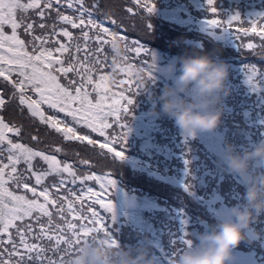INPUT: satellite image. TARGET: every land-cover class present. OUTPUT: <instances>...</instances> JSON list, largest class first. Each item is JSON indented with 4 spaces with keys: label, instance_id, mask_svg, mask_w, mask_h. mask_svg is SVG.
<instances>
[{
    "label": "trees",
    "instance_id": "16d2710c",
    "mask_svg": "<svg viewBox=\"0 0 264 264\" xmlns=\"http://www.w3.org/2000/svg\"><path fill=\"white\" fill-rule=\"evenodd\" d=\"M152 2L157 10L149 14L138 8L134 0H83V7L92 13V18L126 37L123 41L127 47L123 55H117L111 45H104L103 51H98L101 46L95 40L97 29H91L90 38L85 40L82 32L86 29L72 28L59 19L61 14L78 17L81 11L79 4L74 3L69 8L66 0H61L59 4L53 0L52 7L46 8L44 0H41L39 8L27 12L17 11V19L23 21V24L28 17L39 16L32 21L36 26L30 32L25 31L23 24L17 29L19 38L25 42L30 54L41 46L40 41L34 40V37H46L43 47L48 49L58 47L57 40L69 47L70 50L65 53L53 52V59H62L65 66H75V70L67 75L56 73L62 85L74 91L83 83L84 90L89 92L95 102L97 92L93 90V85H88L82 79L90 70L94 83H99L100 75L108 76L105 83L109 94L115 93L118 96L123 93L133 99L134 104L127 106L129 112L121 116V122L127 121L126 130H130L125 147L122 149L119 142L110 144L117 151L123 150L126 160L122 162L114 159L107 148L100 147L105 137L75 123L65 113L47 104L41 105L46 116L62 121L61 128L65 125L73 127L77 136H86L97 143L89 144L88 139L67 140L49 124L42 123L39 117L32 116L26 104L20 103L21 92L0 76V98L5 100L0 108V118L9 127L20 130L18 135L8 132L7 138L33 151L55 156L61 167L69 165L75 173V182L69 173L64 172L50 173L42 183L37 184L34 173L48 171V163L35 157L29 168V164L21 159L15 165V173H12L9 156L15 153L8 151L10 146L7 140L0 143V167L8 165L5 178L8 180L9 191L33 199L32 192L26 190L24 184L29 188L35 187L37 192L47 187L51 197L57 201L55 205L48 206L52 213L51 225L47 216L33 212L31 217L15 221V226L9 229L8 234L18 245L17 228L27 233L28 243H35L43 250L39 253V259L36 252L29 254L22 246L19 254L9 256L8 251L12 250L13 245L7 242L8 234L2 232L0 239L5 243L0 245V259L8 260L9 264H48L49 260L59 264L61 259L69 260L70 256L64 251L66 244L62 242L57 246L55 237L62 233L65 240H71L73 230L67 227V223H75L79 228L85 221L76 219L75 214L90 217V205L92 210L105 217L106 222L111 221L110 214L100 204L94 203L97 198H102L105 202L111 200L115 206V221L108 226L118 242V249H147L150 257L157 258L158 264H173L188 249L189 244H199L201 236L210 233L221 222L224 213L246 203L247 186L240 176L228 169L224 163V154L229 144L234 145L242 154L264 142V118L255 120L257 114L264 111V77L261 76L264 73V47L261 46L264 41L255 33L245 36L241 31L242 28L250 27L252 21L256 23L257 32L264 28V18H258L264 15V0H216L217 14L207 12L206 0ZM129 7L133 8L132 13L127 11ZM41 9L45 13L43 17L39 15ZM237 14L240 20L233 21L227 35H224L226 32L222 28L216 31L220 40L209 34L215 29L207 27L205 22L208 18L224 21ZM84 18L87 20V12ZM112 20L116 21L115 25L111 23ZM41 23L45 24L44 28L39 27ZM148 24L152 27L148 28ZM63 29L72 33L71 41L59 34ZM3 30L11 35L10 26L5 25ZM234 34L236 42L227 43ZM137 43L143 46L139 56L134 53ZM248 43H253L254 47L247 48ZM151 52L158 57L161 72L154 74V82L147 76L151 84L145 90L136 78V71L144 69L147 75L152 63ZM197 54L231 65L234 72H247L237 78V86L243 93L248 92V96L235 112L230 101L222 103L221 108L226 112L225 119L222 118L217 130L200 132L190 137L174 119L156 114L161 111L162 105L154 102L153 94L158 98L166 87L174 86L175 77L169 79L163 74L165 66L176 64V76H179L181 58ZM249 65H254L257 72H260L258 79L247 68ZM129 66L130 73L122 71ZM249 77L251 83L248 82ZM19 79L13 71L10 80L15 82ZM230 79L229 75L227 85ZM122 80L133 81L130 92L129 83L122 84ZM24 95L33 100L39 99L30 88L25 89ZM192 99H197L195 89ZM109 122L113 124V127L106 130L110 140L113 136L118 137L121 129L114 118L110 117ZM263 171L264 163L253 164V173L263 174ZM9 175L18 179H8ZM87 176H101L102 181L104 177L115 179L117 187L102 189V181L85 179ZM61 181L63 186L54 187L60 185ZM89 189L98 193L99 197L92 196ZM38 199L43 202V197ZM68 202L72 203L73 212L65 207L62 218L58 209ZM41 225L49 228L43 236ZM57 225L60 226L59 233L56 232ZM48 235L54 238L49 240ZM246 236L247 239L234 249V264H264V215H260L252 224ZM69 251L73 252L74 249ZM29 255L33 258L28 259Z\"/></svg>",
    "mask_w": 264,
    "mask_h": 264
},
{
    "label": "snow or ice",
    "instance_id": "6c2138e0",
    "mask_svg": "<svg viewBox=\"0 0 264 264\" xmlns=\"http://www.w3.org/2000/svg\"><path fill=\"white\" fill-rule=\"evenodd\" d=\"M45 7L51 8L53 5V0H44ZM41 0H30V2L24 3L22 0H0V76L4 77L5 80H8L13 84V87L18 89L21 92L20 103L26 104L27 108L30 110L31 115L34 117H39L42 123L49 124L50 127L54 128L57 132H60L64 135V138L67 140L79 139L81 141L88 139L86 136H77L76 130L73 127L65 125L63 128L60 127L62 121L58 118L52 116H46L41 109V105L47 104L50 108L55 109L59 112L65 113L67 116L72 117V120L81 124L84 127L90 128L93 132H96L101 137H105V142L100 144V147L107 148L110 153L113 154L114 159H119L120 161L125 159L123 150L117 151L114 147H111L110 144L120 143L121 148L123 149L127 143V137L129 130L127 129V124L121 122V116L129 112L127 106L134 104V100L129 96L124 95L123 93L109 94V90L106 85V81L109 79L106 75L99 76V83H94L92 75H86L82 77L88 85H93V90L97 92L98 98L95 102L90 98L89 92L84 90V84L82 83L79 87H76L75 90H70L69 88L62 85L59 81L58 75L56 73H62L67 75L69 72L75 70V66L68 65L65 66L62 59H53V52L65 53L70 49L66 44L56 41L58 47L55 49H48L43 47L46 43L47 38L44 37H34V40L40 41V47L33 53L27 51L25 42L21 40L17 34V29H19L23 21L17 19V11L27 12L29 9L39 8ZM55 3H61V0H55ZM67 6L72 8L75 4L81 6L80 15L76 18L67 15H59V19L65 24L71 25L72 28H81L84 30L82 32L85 40L89 39V31L93 28L97 29V34L95 36L96 42L101 46L98 48V51H103L104 45H111L117 39L126 40V37L118 34L117 32L111 30L109 27L104 26L102 23L97 22L92 18V13L83 7V0H66ZM134 3L140 9L146 10L147 13L152 14L156 12V5L152 0H134ZM216 5V0H206L207 12L217 14L218 10ZM129 13L133 12V8L129 7L127 9ZM87 12L88 18L85 20L84 13ZM44 10L41 9L39 15L44 16ZM258 18H264V15H259ZM239 14L233 15L230 18L221 21L218 18H208L205 22L208 28L218 29L222 28L226 33L230 32L232 28L233 21H239ZM113 25L116 24L115 20H112ZM8 25L11 28V35H8L4 32V26ZM26 32H30L33 29L32 23L23 24ZM39 27L44 28L45 24L41 23ZM148 28H151L152 25L148 24ZM244 35L247 36L249 33H255L257 36L264 41V28L261 31L257 32L255 21L251 22L250 27L242 28ZM60 35L67 37L69 41L72 40V33L67 29L61 30ZM264 47V45H261ZM247 48L252 49L254 47L253 43H248ZM79 50V49H77ZM143 46L137 45L134 48V53L139 56ZM150 51V50H149ZM118 55V54H117ZM155 57V54L151 52V59ZM100 62V61H97ZM79 63V62H77ZM2 65H8L7 68ZM83 67V65H80ZM247 68H250L252 75L257 73V69L254 65H249ZM13 71H15L18 76L21 78L18 81H11L10 76ZM122 71H127L130 73L131 66L128 69H122ZM148 78L154 82L155 75L150 70L147 71ZM261 76L264 77V73H261ZM249 83H251V77H249ZM121 83H129L130 87L128 91L130 92L131 83L133 81L122 80ZM26 88H30L35 92L39 99H31L30 97L26 98L24 91ZM255 89V88H254ZM137 90H139V85H137ZM111 100V103L108 101ZM121 101H124V104H121ZM5 100L0 98V108L3 107ZM114 118L115 122L118 124L121 129L118 137L113 136L109 140L106 130L113 127V124L109 122V118ZM19 129L14 127H9L7 123L0 118V143L7 140L8 145L10 146L8 151L10 153H15V155H10L9 160L11 161V171L15 173V165L23 159L26 163L29 164L31 168V161L35 157L42 158L45 162L48 163V171H45L41 174H35V180L37 184L42 183L43 179L50 173H69L73 177V182H75V173L71 171V166L65 165L61 167L60 161L56 159L55 156L45 155L39 151H33L31 148L25 147L20 143H13L12 140L7 138L8 132H15L19 134ZM89 144H96V140L88 139ZM60 151V149H56ZM8 165L0 167V232L4 234L9 233V229L15 226V221L22 220L25 217H31L33 212L38 213L39 215L47 216L49 218V225H51L52 213L49 211V204L55 205L57 203L55 198L51 197L47 187L42 188L39 192L35 187L29 188L27 184H24L23 187L32 192L33 199H28L25 195H16L12 191H9L7 187L8 180L5 178V168ZM8 179H18L11 175L8 176ZM85 179H96L97 181H102L101 176H87ZM63 186V181L61 184L54 187ZM117 187V182L115 179L104 177L101 182L102 189H115ZM91 192V189H89ZM92 196L99 197V194L96 192H91ZM38 197H43V202H41ZM80 199V197H77ZM94 203H98L104 209L105 212L110 214L111 221L105 220V217L101 215L98 211L92 210L91 205L89 206L91 211L90 217H83L78 213L75 214L76 219L84 220L85 222L79 225L75 223L68 222L67 227L72 231V239L65 240L64 235L61 233L55 237L56 245L59 246L62 242L66 244L65 254L70 256L69 260L61 259L59 264H82L81 253L85 246L90 242H97L102 237H111L110 245L112 247L118 248V242L113 238L111 234V228L108 226L110 222L115 221V206L109 200L105 202L102 198H97ZM65 207L69 212H73V205L71 202H68L66 206L62 205L58 212L63 218V213ZM30 230V226H28ZM49 228L41 225V234L47 233ZM56 232H60V226H56ZM17 235L19 236V245L13 240L10 234L7 235V242L13 245L12 250L8 251V255L19 254V248L22 246L29 254L32 252L37 253V259H39V253L43 251L41 247L35 243H28L27 233L22 232L21 229L17 228ZM39 238V237H38ZM47 238L52 240L54 237L48 235ZM5 241L0 239V245H3ZM190 246V244H189ZM70 249H74L73 252H70ZM7 250V249H5ZM2 255V252H0ZM74 257V258H71ZM31 255L28 256V259H32ZM0 264H9V261L6 259H0ZM48 264H53L52 261H48Z\"/></svg>",
    "mask_w": 264,
    "mask_h": 264
},
{
    "label": "clouds",
    "instance_id": "9594fccd",
    "mask_svg": "<svg viewBox=\"0 0 264 264\" xmlns=\"http://www.w3.org/2000/svg\"><path fill=\"white\" fill-rule=\"evenodd\" d=\"M126 47L120 39L113 44L118 55H123ZM148 70L154 74L161 72L158 57L152 59ZM229 71L228 64L198 54L181 58L179 76H176V64L165 66L163 74L169 79L175 77L174 86L166 87L158 98L153 94L154 102L162 105L156 114L174 119L190 137L217 130L223 117L221 105L230 95ZM136 78L145 90L149 88L151 81L144 69L136 71ZM193 89L195 100L192 99ZM124 160L126 156L121 161ZM257 162L264 163V142L242 154L234 145H227L224 163L247 186L246 203L224 213L221 222L210 233L202 235L199 244L189 246L173 264H234V249L247 239L246 232L260 215H264V174L252 172ZM110 240L111 237H102L85 246L81 253L82 264H158L157 258L150 257L147 249H118L110 245Z\"/></svg>",
    "mask_w": 264,
    "mask_h": 264
},
{
    "label": "rangeland",
    "instance_id": "374dc122",
    "mask_svg": "<svg viewBox=\"0 0 264 264\" xmlns=\"http://www.w3.org/2000/svg\"><path fill=\"white\" fill-rule=\"evenodd\" d=\"M39 18V16L37 15V16H33V17H28L25 21H24V24H27V23H32V21L35 19H38ZM36 26V24H34L33 25V29H34V27ZM217 31V29H215V31L214 32H208L211 36H213V37H216V38H218V37H220V35H219V33H217L216 32ZM219 31V30H218ZM228 33H225L224 35H227ZM219 40L221 39V38H218ZM230 42H236V38H235V34L234 35H232L231 36V39H230V41H227V43H230ZM199 46H201L202 47V45L201 44H199ZM229 67H230V71H229V75H230V77H231V79L229 80V82H228V88H229V90H230V95H228L224 100H223V102L224 103H228L227 101H230L231 103H232V106H234V108H233V110H234V112L236 111V109H238V108H240L241 106V104H242V102H243V100L244 99H246L247 98V96H248V92H245V93H243L239 88H238V86H237V78L240 76L241 77V75H245V73L247 74V72H243V71H239V72H234L232 69H234L233 68V66H231V65H229ZM259 74H260V72H257L254 76H255V78L256 79H258L259 78ZM225 113L226 112H224L223 111V117L222 118H224L225 119ZM261 117H263L264 118V111H260L258 114H257V116L255 117V120H258V119H260ZM122 123H127V121H125V120H122ZM263 174H264V171H263ZM190 246H193L192 244H190Z\"/></svg>",
    "mask_w": 264,
    "mask_h": 264
}]
</instances>
